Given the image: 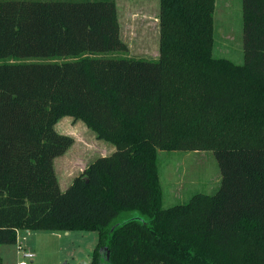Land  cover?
I'll return each mask as SVG.
<instances>
[{"label": "trees", "instance_id": "obj_1", "mask_svg": "<svg viewBox=\"0 0 264 264\" xmlns=\"http://www.w3.org/2000/svg\"><path fill=\"white\" fill-rule=\"evenodd\" d=\"M215 9L160 0L148 60L98 55L128 49L116 0H0V244L94 230L90 264H264V0H243L244 63L214 54ZM67 115L116 150L63 190ZM159 149L213 150L219 189L165 207Z\"/></svg>", "mask_w": 264, "mask_h": 264}, {"label": "rangeland", "instance_id": "obj_2", "mask_svg": "<svg viewBox=\"0 0 264 264\" xmlns=\"http://www.w3.org/2000/svg\"><path fill=\"white\" fill-rule=\"evenodd\" d=\"M116 3L121 37L128 49L98 55L158 60L160 0H116ZM214 18V54L236 63H244L243 0H216ZM68 59L71 58H56L55 61ZM56 129L74 138L73 145L55 159L63 190L97 157L109 155L116 150L113 143L99 139L83 120L70 115L61 118ZM158 157L165 207L184 203L197 192L213 194L221 185V170L213 150L159 149ZM134 217L148 220L138 211H125L115 221L121 223ZM21 240L26 251L35 253L29 264H82L91 261L98 242V232L20 230L15 243L0 244V264H18L22 257L18 249Z\"/></svg>", "mask_w": 264, "mask_h": 264}, {"label": "built area", "instance_id": "obj_3", "mask_svg": "<svg viewBox=\"0 0 264 264\" xmlns=\"http://www.w3.org/2000/svg\"><path fill=\"white\" fill-rule=\"evenodd\" d=\"M18 249L22 255L21 260L18 262V264H29L30 262L33 261V259L35 257V253L30 252V251H26L24 246H23L22 240L18 243Z\"/></svg>", "mask_w": 264, "mask_h": 264}, {"label": "water", "instance_id": "obj_4", "mask_svg": "<svg viewBox=\"0 0 264 264\" xmlns=\"http://www.w3.org/2000/svg\"><path fill=\"white\" fill-rule=\"evenodd\" d=\"M135 218H137V217H135ZM138 219H141V218H138ZM141 220H143V221H145L144 219H141ZM82 264H90L89 262H82Z\"/></svg>", "mask_w": 264, "mask_h": 264}, {"label": "crops", "instance_id": "obj_5", "mask_svg": "<svg viewBox=\"0 0 264 264\" xmlns=\"http://www.w3.org/2000/svg\"><path fill=\"white\" fill-rule=\"evenodd\" d=\"M18 232H20V230H18ZM66 233H68L69 231H65ZM17 235H18V233H17ZM91 261H89V263H90Z\"/></svg>", "mask_w": 264, "mask_h": 264}]
</instances>
